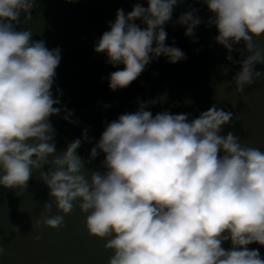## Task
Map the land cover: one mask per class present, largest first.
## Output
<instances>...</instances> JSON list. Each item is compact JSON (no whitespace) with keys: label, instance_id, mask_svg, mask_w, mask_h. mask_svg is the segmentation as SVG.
<instances>
[{"label":"clouds","instance_id":"9594fccd","mask_svg":"<svg viewBox=\"0 0 264 264\" xmlns=\"http://www.w3.org/2000/svg\"><path fill=\"white\" fill-rule=\"evenodd\" d=\"M182 2L147 0V7L138 2L127 14L117 10L94 47L108 64L124 65L109 74L110 90L130 86L160 56L170 64L187 58L165 43V25ZM203 3L211 13L207 26L218 33L215 43L239 66L223 86L242 94L264 76L256 69L264 65V48L254 43L264 35V0ZM36 6L37 0H0V187L19 197L38 173L48 200L31 231L62 230L78 207L88 235L104 240L111 252L108 264H264L259 249L247 247L264 246V151L242 144L231 131L221 134L233 124L232 111L213 104L191 120L188 113L153 115L146 109L154 99L109 122L87 160L78 154L87 129L57 154L49 118L63 111V119L78 122L52 91L61 49H49L20 27ZM198 11L190 7L175 21L186 37L202 23ZM220 70L228 75L227 66ZM101 153L105 171H86ZM225 241L231 248L223 247Z\"/></svg>","mask_w":264,"mask_h":264},{"label":"water","instance_id":"95a60500","mask_svg":"<svg viewBox=\"0 0 264 264\" xmlns=\"http://www.w3.org/2000/svg\"><path fill=\"white\" fill-rule=\"evenodd\" d=\"M138 2L147 7V0H37L31 21L20 26L33 32V40L46 41L49 49H61L52 91L54 96L59 95L58 106L71 111L70 119L78 123L63 119V111L49 118L56 130L57 154L66 150L73 140L82 139L87 129L88 140L82 139L78 149V154L87 160L109 122L121 114L137 111L140 103L154 99L157 103L146 109L153 115L163 111L188 113L191 120L213 104L232 111L233 124L225 126L221 134L231 131L240 136L242 144L264 151V76L242 94H235L234 86H223V80H231L239 66L230 64L226 49L215 43L218 33L215 26H207L211 13L203 0L178 3L172 20L165 25L166 45L182 49L185 60L170 64L166 57L160 56L127 88L109 89V74L123 69L124 65L108 64L104 54L94 51L95 42L110 30L109 22L115 21L118 9L127 14ZM190 7L199 9L197 15L202 23L194 30V36L186 37L185 27L175 21ZM135 23L144 27L140 20ZM254 43L264 48V35ZM237 47L243 48V44ZM232 56L240 58L235 51ZM221 65L228 67L227 76L222 75ZM256 69L264 72V65H257ZM57 88L62 95L56 92ZM103 159L101 153L86 165V171H105ZM47 200L48 189L38 173L19 197L0 187V246L4 248L0 264H108L111 252L105 250L104 240L88 235L85 217L78 207L65 217L62 230L42 227L38 232L31 231V222L40 216ZM16 226L19 231L14 230ZM37 234L41 237L39 241L33 239ZM223 247L231 248V242L225 241ZM247 247L259 249L264 258V246L253 243Z\"/></svg>","mask_w":264,"mask_h":264}]
</instances>
